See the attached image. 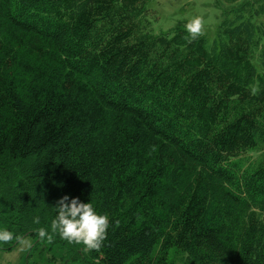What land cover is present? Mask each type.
<instances>
[{
    "label": "trees",
    "instance_id": "1",
    "mask_svg": "<svg viewBox=\"0 0 264 264\" xmlns=\"http://www.w3.org/2000/svg\"><path fill=\"white\" fill-rule=\"evenodd\" d=\"M147 1L0 0V249L264 264V0H225L210 44ZM64 195L108 215L99 251L51 232Z\"/></svg>",
    "mask_w": 264,
    "mask_h": 264
},
{
    "label": "rangeland",
    "instance_id": "2",
    "mask_svg": "<svg viewBox=\"0 0 264 264\" xmlns=\"http://www.w3.org/2000/svg\"><path fill=\"white\" fill-rule=\"evenodd\" d=\"M224 3L225 0H148L146 7L151 14L154 33L170 35L177 21L187 22L194 16H202L205 21L203 36L210 44L220 21L218 7ZM67 257L63 250L48 248L29 238L21 239L9 250L0 249V264H78V260Z\"/></svg>",
    "mask_w": 264,
    "mask_h": 264
},
{
    "label": "clouds",
    "instance_id": "3",
    "mask_svg": "<svg viewBox=\"0 0 264 264\" xmlns=\"http://www.w3.org/2000/svg\"><path fill=\"white\" fill-rule=\"evenodd\" d=\"M185 30V39L189 43L202 37L205 34L204 18L197 15L187 20ZM255 91L254 89L253 92ZM56 206L57 214L50 224L52 233L58 234L69 243L82 245L87 251H99L102 248L109 228L107 214L98 213L90 202H81L76 197L69 199L67 195L61 197ZM40 236L51 239L45 229L40 230ZM9 239L10 233L0 232V241L7 242Z\"/></svg>",
    "mask_w": 264,
    "mask_h": 264
}]
</instances>
